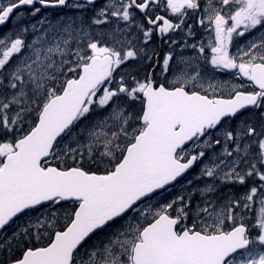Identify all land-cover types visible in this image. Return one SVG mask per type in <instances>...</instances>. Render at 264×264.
Returning a JSON list of instances; mask_svg holds the SVG:
<instances>
[{
    "label": "snow or ice",
    "instance_id": "1",
    "mask_svg": "<svg viewBox=\"0 0 264 264\" xmlns=\"http://www.w3.org/2000/svg\"><path fill=\"white\" fill-rule=\"evenodd\" d=\"M0 264H264V0H0Z\"/></svg>",
    "mask_w": 264,
    "mask_h": 264
}]
</instances>
